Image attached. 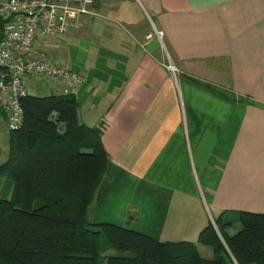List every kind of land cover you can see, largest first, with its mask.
Listing matches in <instances>:
<instances>
[{
  "label": "crops",
  "instance_id": "0c3cea01",
  "mask_svg": "<svg viewBox=\"0 0 264 264\" xmlns=\"http://www.w3.org/2000/svg\"><path fill=\"white\" fill-rule=\"evenodd\" d=\"M90 9L46 53L83 74L79 121L103 127L108 160L92 219L196 242L222 211L264 213V0H98ZM9 192L0 180V198Z\"/></svg>",
  "mask_w": 264,
  "mask_h": 264
},
{
  "label": "trees",
  "instance_id": "16d2710c",
  "mask_svg": "<svg viewBox=\"0 0 264 264\" xmlns=\"http://www.w3.org/2000/svg\"><path fill=\"white\" fill-rule=\"evenodd\" d=\"M21 105L22 124L10 131L0 163V179L12 182L11 196L0 198V264H99L101 235L119 252L133 253L109 255L105 264H264V213L222 211L196 242L92 223L108 160L102 125L79 121L73 94H28ZM236 221L240 228L230 233Z\"/></svg>",
  "mask_w": 264,
  "mask_h": 264
},
{
  "label": "built area",
  "instance_id": "2783aa9c",
  "mask_svg": "<svg viewBox=\"0 0 264 264\" xmlns=\"http://www.w3.org/2000/svg\"><path fill=\"white\" fill-rule=\"evenodd\" d=\"M97 1L0 0V115L9 131L22 124L21 98L30 94L29 82L52 79L62 85L58 94H74L83 84V74L64 62L54 63L46 48L51 40L59 42L69 28L79 26L80 16L92 15L90 6ZM153 35L162 45L164 32L155 29ZM153 35L148 33L146 38ZM165 67L175 77L177 68Z\"/></svg>",
  "mask_w": 264,
  "mask_h": 264
},
{
  "label": "rangeland",
  "instance_id": "374dc122",
  "mask_svg": "<svg viewBox=\"0 0 264 264\" xmlns=\"http://www.w3.org/2000/svg\"><path fill=\"white\" fill-rule=\"evenodd\" d=\"M52 82H53L52 79L36 78L32 82H29L28 86L30 88L28 91L32 95H47L50 93L58 94V93H56L58 91L53 92L51 89H48L49 84H52ZM9 133H10V131L8 130V128L6 126V122L4 121L3 116L0 115V163L3 162L7 158ZM0 180L9 182L10 190H12V182L10 181V179H8L7 177H3ZM10 196H11V192H9L8 197L5 199H8ZM90 211H92V207H91ZM130 217L131 216L129 215L128 219H130ZM89 218H90L92 223H99V222H97L98 220H96V216H95V221L92 219L91 213H90ZM211 220H212V223H214L213 219H211ZM131 221L132 220H130V222ZM239 228H240L239 222L236 221L233 224V226L230 228L229 231H230V233H233V232L237 231ZM157 240H159V239H157ZM160 241H162V240H160ZM201 248H205V249H200V250L198 249L202 255H204L205 257H211L212 256V251L210 248L204 247V246L203 247L201 246ZM99 254H100L99 255V264H105V258L109 255H116V254H123V255H128V256L133 255L132 252H119L118 250L112 248L111 245L109 244V242L107 241V239L103 235L100 236Z\"/></svg>",
  "mask_w": 264,
  "mask_h": 264
}]
</instances>
